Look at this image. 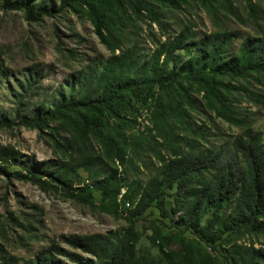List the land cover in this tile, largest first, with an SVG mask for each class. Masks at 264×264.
Segmentation results:
<instances>
[{
    "label": "trees",
    "instance_id": "trees-1",
    "mask_svg": "<svg viewBox=\"0 0 264 264\" xmlns=\"http://www.w3.org/2000/svg\"><path fill=\"white\" fill-rule=\"evenodd\" d=\"M179 1L115 0L116 10L100 12L91 0H58V6L54 0H2L4 9L22 11L29 21L54 17L73 5H86L95 33L110 55L106 59L94 57L69 75L52 95H42L40 100L35 96L40 95L41 71L26 70L15 90L11 89L15 103L12 117L0 116V128L22 126L34 129L38 136L47 135L60 156L33 163L4 148L0 162H18L26 174L7 173L3 168L0 172L26 179L42 190L60 191L92 210L113 217L123 214L125 224L105 233L60 235L73 250L52 244L23 261L8 255L0 245V264H222L207 249L214 248L215 242L225 246L229 264H264L261 132L245 125L224 154L210 146L198 148L187 137L195 132L190 118L192 91L204 94L217 117L242 122L226 96L231 92L230 82L224 80L252 79L264 87V34L245 37L235 50L232 41L236 35L224 31L197 36L181 29L171 39L156 43L149 53L126 39L131 17L127 11L139 15L144 10L149 22L162 28L165 7L171 11ZM200 1L228 8L226 0ZM246 6L250 15L258 14L255 5L247 2ZM70 53L74 56L76 52L71 49ZM240 89L246 90L243 86ZM127 95L149 106L148 136L120 116L121 108L130 104ZM106 115L116 121L109 122ZM149 142L168 155L165 158L155 150L160 174L144 184L137 179L126 184L118 167L131 165L132 157ZM206 172H211L208 178ZM173 185L175 199L169 212L177 214L173 223L178 228L162 232L161 225L151 226L147 238L157 248L153 254L141 247L142 233L135 221L152 204L166 217L164 190ZM93 192L100 197L98 204L93 202ZM241 238L251 241L240 243ZM257 238L262 243L256 247Z\"/></svg>",
    "mask_w": 264,
    "mask_h": 264
},
{
    "label": "rangeland",
    "instance_id": "rangeland-1",
    "mask_svg": "<svg viewBox=\"0 0 264 264\" xmlns=\"http://www.w3.org/2000/svg\"><path fill=\"white\" fill-rule=\"evenodd\" d=\"M41 1L49 3L50 0ZM54 1L58 6V0ZM247 2L255 5L258 13L255 17L250 15ZM91 3L100 12L116 10L115 0H91ZM226 4L227 10L221 5L208 6L200 0H180L171 11L165 7L162 28L150 23L144 10L139 15L127 11L131 17L126 25V39L143 49V53H149L156 43L171 39L181 29L191 30L197 36L224 31L236 35L232 41V50H235L245 37L264 34L262 0H226ZM131 31L134 33L129 36ZM124 44L126 41L122 45ZM71 49L76 52L74 56L70 53ZM109 55L110 51L95 33V25L86 5H73L60 10L54 17L29 21L22 11L4 9L0 0V116L12 117L15 103L11 89L15 90L28 68L41 71L40 95L35 96L36 100H40L42 95H52L69 75L84 68L94 57L106 59ZM227 82H230L231 92L226 96L232 101V108L242 122L230 123L217 117L208 108L204 94L192 91L194 106L190 111V118L195 132L187 135L198 148L210 146L222 154L230 148L233 137L245 125L260 131L261 141L264 143V87L252 79L245 81L236 78L229 81L225 77L224 83ZM241 86L246 90H241ZM126 98L130 99L129 95ZM120 116L132 121L134 129L148 136L147 128L151 126L148 105L130 99V104L121 108ZM105 118L109 122L116 121L107 115ZM153 147H156L154 151ZM4 148L13 149L18 158L33 163L60 156L53 149L49 136H38L34 129L22 126L0 128V150ZM155 150L161 151L165 158L168 157L154 142H149L137 157H132L131 165L118 167V171L124 174L126 184L133 179L144 184L149 178L160 174L161 164L155 156ZM0 168L7 173H25L24 168L15 161L7 164L0 162ZM7 173L0 172V245L8 255L19 261L34 257L52 244L61 249L73 250L59 238L60 235L105 233L125 224L123 214L113 217L100 210H92L65 197L60 191L51 188L42 190L26 179L11 177ZM210 175L211 172L204 173L206 178ZM175 191V185L164 190L163 208L168 212L166 217L161 216L152 204L141 219L135 221L136 227L142 233L141 247L153 254L157 253V248L147 238L152 232L151 226L161 225L162 232L176 231L178 228L173 223L177 214L169 212L174 205ZM92 199L96 204L100 202L96 192L92 193ZM183 235L187 234L183 231ZM249 241L250 238L239 240L240 243ZM254 243V246H259L262 243L261 238L254 239ZM201 244L204 247L209 246L204 242ZM171 246L176 247V244L172 243ZM212 247L214 248L207 247L208 251L222 264H229L225 259V246L215 242Z\"/></svg>",
    "mask_w": 264,
    "mask_h": 264
}]
</instances>
